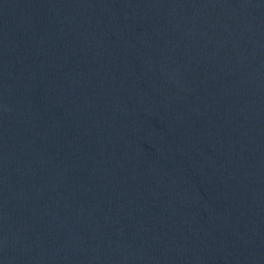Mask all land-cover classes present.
<instances>
[{
  "label": "water",
  "instance_id": "1",
  "mask_svg": "<svg viewBox=\"0 0 264 264\" xmlns=\"http://www.w3.org/2000/svg\"><path fill=\"white\" fill-rule=\"evenodd\" d=\"M0 264H264V0H0Z\"/></svg>",
  "mask_w": 264,
  "mask_h": 264
}]
</instances>
